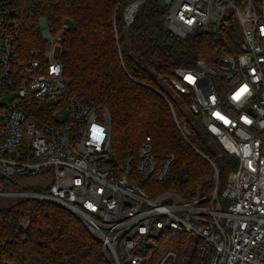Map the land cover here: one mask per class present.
<instances>
[{
	"label": "built area",
	"instance_id": "1",
	"mask_svg": "<svg viewBox=\"0 0 264 264\" xmlns=\"http://www.w3.org/2000/svg\"><path fill=\"white\" fill-rule=\"evenodd\" d=\"M160 1L167 28L182 38L230 18L241 25L237 57L214 67L200 59L193 68H176L170 80L190 98L205 132L238 158L225 190L191 198L158 192L175 157L159 160L150 136L114 164L109 110L68 96L63 63L54 56L65 28L24 59L0 0V176L44 172L51 180L47 193L0 191V197L61 205L102 242L113 264H177L173 250L157 257L164 230L195 237L196 264H264V0ZM133 4L125 12L128 25L140 5L128 16ZM65 111L68 119L59 122ZM180 129L189 139L190 130ZM0 264H12L1 251Z\"/></svg>",
	"mask_w": 264,
	"mask_h": 264
},
{
	"label": "trees",
	"instance_id": "2",
	"mask_svg": "<svg viewBox=\"0 0 264 264\" xmlns=\"http://www.w3.org/2000/svg\"><path fill=\"white\" fill-rule=\"evenodd\" d=\"M135 1L2 0L17 30L16 49L24 59L31 58L32 51L42 50L47 42L42 35L43 19L53 35L65 22L72 23L63 33L60 57L68 96L109 110L114 164H123L128 148L137 149L140 141L150 136L159 160L175 157L167 180L156 183L160 190L186 198L208 195L216 187L222 193L230 173L238 167V158L217 138L197 131L161 81L171 86L176 68H193L200 59L214 67L223 57H237L243 39L241 25L230 18L216 30L182 38L167 28L160 0H144L128 25L125 12ZM181 95L190 109V98ZM180 126L190 130L189 139ZM45 176L44 172L14 179L0 176V191L15 187L47 193L49 186L20 182L26 178L49 180ZM15 200L11 205H0V251L8 262L113 264L102 242L66 208L37 198ZM161 239L157 257L173 250L180 264L192 251L187 264H196L191 235L164 230Z\"/></svg>",
	"mask_w": 264,
	"mask_h": 264
},
{
	"label": "rangeland",
	"instance_id": "3",
	"mask_svg": "<svg viewBox=\"0 0 264 264\" xmlns=\"http://www.w3.org/2000/svg\"><path fill=\"white\" fill-rule=\"evenodd\" d=\"M71 22L67 21L64 24V28L65 30H69L71 29ZM42 26L44 27L43 31H42V35L43 37L46 39L47 35L51 34L49 29L47 28V23L46 20H42ZM216 30V29H215ZM63 38V35H62ZM62 40L60 42V45L56 47L55 49V58H60L61 57V53L63 51V44H62ZM161 84L163 85V87H165V89L168 91V93L180 104L181 108L183 109L185 115H186V120L189 121L193 127L199 131L201 134H203L204 136H208V134L205 132L202 124L200 123L199 119L197 118V116L195 114H193V112L189 109V107L186 105V103L184 102V100L182 99V95L179 94L175 89H173L170 85H168L167 83L161 81ZM69 115L68 112L65 111L64 115L61 116V114L59 113L56 116V119L59 122H63L66 119H68ZM17 180V179H16ZM31 181V183L33 182L34 184L38 183L42 186H50L51 185V180H45L42 178H32V179H23L20 182H22L21 184H29ZM151 185L153 183H150ZM150 185H147V189H149ZM158 187V186H157ZM158 192H164L162 190H160L158 188ZM9 192H13V191H18L15 187H11L8 190ZM16 200L15 198H9V197H4V198H0V205H11L12 203H14ZM24 224H26V221H24ZM192 237V241L193 242H197V240L195 239V237ZM160 240L162 241V239L160 238L159 240H156L157 245L159 246ZM192 257V251H188L185 256L182 258V260L180 261V264H187L189 259Z\"/></svg>",
	"mask_w": 264,
	"mask_h": 264
},
{
	"label": "bare ground",
	"instance_id": "4",
	"mask_svg": "<svg viewBox=\"0 0 264 264\" xmlns=\"http://www.w3.org/2000/svg\"><path fill=\"white\" fill-rule=\"evenodd\" d=\"M137 7V3L133 4L129 9H128V16L132 15L133 12L135 11Z\"/></svg>",
	"mask_w": 264,
	"mask_h": 264
},
{
	"label": "water",
	"instance_id": "5",
	"mask_svg": "<svg viewBox=\"0 0 264 264\" xmlns=\"http://www.w3.org/2000/svg\"><path fill=\"white\" fill-rule=\"evenodd\" d=\"M136 2H137V3H138V5H139V4L142 2V0H137Z\"/></svg>",
	"mask_w": 264,
	"mask_h": 264
}]
</instances>
